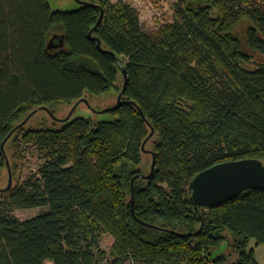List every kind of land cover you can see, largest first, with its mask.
I'll return each mask as SVG.
<instances>
[{"label":"trees","instance_id":"16d2710c","mask_svg":"<svg viewBox=\"0 0 264 264\" xmlns=\"http://www.w3.org/2000/svg\"><path fill=\"white\" fill-rule=\"evenodd\" d=\"M83 1L55 11L48 0H0V179L2 143L33 111L106 94L129 74L111 119L27 123L7 142L18 163L30 146L45 161L0 192V264H258L250 246H264V190L197 208L190 184L220 163L264 162V2L178 0L173 20L147 32L122 1ZM100 8L93 36L117 57L89 38ZM55 35L65 46L49 50ZM151 126L156 167L135 181V217ZM35 208L45 211L13 214ZM103 235L114 240L110 263Z\"/></svg>","mask_w":264,"mask_h":264},{"label":"rangeland","instance_id":"374dc122","mask_svg":"<svg viewBox=\"0 0 264 264\" xmlns=\"http://www.w3.org/2000/svg\"><path fill=\"white\" fill-rule=\"evenodd\" d=\"M52 9L55 11H75L78 10L81 5L76 0H48ZM111 4H117L122 1L127 5H130L138 14L140 19V26L144 31L154 32L161 24H165L173 20L174 11L173 6L178 0H108ZM264 2V0H262ZM118 88L102 95L87 94L84 98L87 99L91 106L96 110H105L114 107L117 104L118 96L122 91L124 79L120 76ZM77 102L61 103L57 105H50L51 111L60 119L66 118L72 111ZM86 117L97 120H108L112 116L108 113L96 114L85 103H82L75 111L73 118ZM54 121L47 112L41 111L33 116L28 122L26 128H37L42 125L53 124ZM58 123V122H57ZM59 124V123H58ZM152 148L149 146L148 148ZM5 153L9 164L11 166L13 174V184L22 183L29 177L39 176L42 165L44 164V155L36 149L34 146H30L26 150V158L22 163H18L13 159V146L9 142L5 146ZM153 157L151 154L144 155V162L142 165V172L144 175H148L151 172ZM16 166V177L14 178L13 168ZM17 179H20L17 182ZM9 183V168L3 171V177L0 179V188L8 186ZM1 200V198H0ZM45 211V208H35L27 210L16 209L13 211L14 216L22 221L34 218ZM114 244V240L109 235H103L100 240V247L106 251L107 263L112 260L111 249ZM225 248V247H223ZM250 248L255 250V256L258 264H264V246H256V243L251 242ZM224 250V249H222ZM125 264H132L126 262Z\"/></svg>","mask_w":264,"mask_h":264},{"label":"water","instance_id":"95a60500","mask_svg":"<svg viewBox=\"0 0 264 264\" xmlns=\"http://www.w3.org/2000/svg\"><path fill=\"white\" fill-rule=\"evenodd\" d=\"M76 1L81 6L91 5L89 2L83 0H76ZM100 9H101V17L97 25L90 31L89 38L90 40L98 43V48L100 50L105 51L102 49L101 39L93 36L94 31L103 20L104 11L102 10V8ZM65 39H66L65 35H55L51 39L48 45V49L54 50L58 48H63L65 46ZM105 52L111 54L113 57H117L114 52H110V51H105ZM123 75H124L123 89L119 94L117 104L114 107L99 111L94 109L87 99L83 98L77 101L72 111L64 119L58 118L51 111L49 107L47 106L41 107L33 111L22 123H20L17 127H15L11 131V133L2 143L3 152L5 153V146L7 142L10 140V138L13 136V134L20 128L24 127L34 115H36L41 111L47 112L50 115V117L55 121L67 122L73 117L75 111L82 103H85L96 114H104L119 109L125 103L123 101V96L126 92L129 83V74L126 69H123ZM129 103L136 106L139 109L142 116L145 117L144 113L135 102L131 101ZM151 129H152L151 134L145 140L142 146L144 153L151 154L153 157L151 172L148 175H143V174L137 175L132 180L133 214L135 217H136L134 210L135 181L137 179H145V180L151 179L156 167L155 152L146 149L147 143L155 134V129L152 126ZM7 163L9 168V183L6 188H0V192H9L13 187V174L8 159H7ZM190 188L192 190V200L197 208L199 207L210 208L221 205L230 200H234L235 198H237L242 193L248 190H264V162L260 159L251 158V159H243L238 161H229L214 165L199 173L192 180L190 184Z\"/></svg>","mask_w":264,"mask_h":264}]
</instances>
